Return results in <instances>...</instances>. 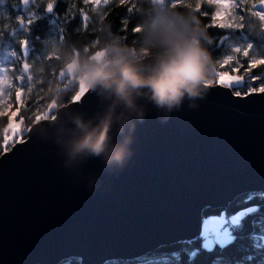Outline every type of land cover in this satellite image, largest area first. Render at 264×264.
Wrapping results in <instances>:
<instances>
[{
  "label": "water",
  "instance_id": "obj_1",
  "mask_svg": "<svg viewBox=\"0 0 264 264\" xmlns=\"http://www.w3.org/2000/svg\"><path fill=\"white\" fill-rule=\"evenodd\" d=\"M214 85L161 123L149 105L134 132V155L118 174L103 173L95 192L63 167L58 146L32 126L25 143L0 157V264H82L140 258L201 234L205 209L264 193V93L237 97ZM88 90L68 110L100 106Z\"/></svg>",
  "mask_w": 264,
  "mask_h": 264
},
{
  "label": "clouds",
  "instance_id": "obj_2",
  "mask_svg": "<svg viewBox=\"0 0 264 264\" xmlns=\"http://www.w3.org/2000/svg\"><path fill=\"white\" fill-rule=\"evenodd\" d=\"M139 12L132 43L113 32L111 23L100 16L95 41L78 47L63 37L49 39L43 54L25 61L27 66L20 69L27 74L29 91L47 83L46 94L57 109L65 108L60 102L70 92L72 96L79 94L81 85L100 97V106L91 115L70 109L38 128L58 146L63 167L77 179L84 178V165L89 160L101 161L102 168L87 175L91 192L100 187L103 173L118 174L131 160L134 132L137 124L145 121L149 105L157 110L161 123H167L185 101L189 108H197L220 63L209 47L214 38L196 7L187 5L182 10L174 0H146ZM22 19L16 17L17 21ZM243 27L250 35L264 37V18L254 11ZM13 30L4 26V31ZM4 31H0V38ZM237 43L243 47L251 41ZM53 69H58V74L50 79ZM15 79L10 66L0 65V101L13 94Z\"/></svg>",
  "mask_w": 264,
  "mask_h": 264
},
{
  "label": "trees",
  "instance_id": "obj_3",
  "mask_svg": "<svg viewBox=\"0 0 264 264\" xmlns=\"http://www.w3.org/2000/svg\"><path fill=\"white\" fill-rule=\"evenodd\" d=\"M48 0H0V31H4V26L14 27L13 31H4L3 38H0V63H6L16 74V89L9 96L5 103H0V112L7 108L8 104L12 105L11 111L17 113V117L23 120L26 128L33 126L35 116L47 113L48 115L56 114L57 110H48L47 105L51 103V96L47 95V83L39 85L31 92L28 91L27 74L21 73L24 59L31 62L34 58L42 55L45 50L46 41L52 38L59 40L64 38L65 42L75 44L78 47L95 41L98 36V24L100 16L105 17V21L111 23L113 32L118 33L126 39V42L132 43L136 38L133 29L140 21L139 8L146 4V0H125L121 5L119 0H110L108 5L97 6L89 0L86 4L84 0H57L53 10L46 8ZM176 6L184 9L187 5L196 7L200 3V10L197 15L202 23L207 26L208 33L214 38L213 43L209 46L213 56L222 62L226 56L232 55L235 59L223 68L220 64L217 71H225L228 74L243 76L245 80L251 76L260 75L264 77V65H257L251 72L246 71L250 59L256 56L257 59L264 57V39L250 35L247 28H220L213 26L212 16L215 14L218 5L209 3L208 0H174ZM256 0H237V4L230 10L231 15L227 17L233 23L244 24L249 13L256 11L252 5ZM37 3L39 6H37ZM133 11L129 12L128 9ZM207 13V15H204ZM88 20H84V16ZM23 17V21H17L16 17ZM244 19L240 20L239 17ZM31 20V23L27 21ZM20 39H27V48L22 47ZM251 41L254 49L249 50V56H243V47L240 53L233 52L232 45L237 42ZM21 54V59L16 60ZM23 54V56H22ZM14 63H10L13 62ZM52 63V62H50ZM239 68L234 72L233 69ZM25 76V81L17 79L19 75ZM58 69L49 72V78L55 79ZM260 80L252 82L253 87H259ZM23 86L24 92L21 95V104L16 100V90ZM240 91L242 96L245 88L243 85L233 89ZM70 92L60 103L65 106L73 101ZM8 123V115L0 116V157L5 153L3 151L2 138L3 129ZM27 138V134L25 138ZM238 224L232 225L233 238L226 243H216L212 247L204 245L205 236L201 233L195 238L184 239L168 244L154 250L147 255L134 258L131 260L108 261L105 264H142L147 259L149 264H264V193H243L230 202L227 210L228 214H233L241 210H249ZM219 209H205L203 214L221 213ZM59 264H82L79 258H70Z\"/></svg>",
  "mask_w": 264,
  "mask_h": 264
},
{
  "label": "snow or ice",
  "instance_id": "obj_4",
  "mask_svg": "<svg viewBox=\"0 0 264 264\" xmlns=\"http://www.w3.org/2000/svg\"><path fill=\"white\" fill-rule=\"evenodd\" d=\"M88 2H89V0H84V3L87 4ZM91 2L93 4L99 6V5H101V3H103L104 5H108L110 0H91ZM177 2H179V0H177ZM208 2L210 4L215 3L218 5V8H217L215 14L212 16L213 26H218L220 28H234V27L240 28V29L244 28L242 23H240V24L233 23V21H235L236 17H232V20L227 19V17L229 15H231L229 10L232 7H234V0H208ZM244 2H245V0H241V3H244ZM56 3H57V0H48L47 7H46L47 10H49V11L53 10ZM119 3L121 5H124L125 0H119ZM252 7L257 9L254 12L258 16L264 18V0H256V2L253 3ZM196 8H197V11L200 10V3L199 2L196 4ZM128 11L132 12L133 9L129 8ZM204 15H207V13H204ZM239 19L243 20L244 17L241 16V17H239ZM23 20H24V18L21 21H23ZM84 20L85 21L88 20L87 15L84 16ZM27 22L31 23L32 21L28 20ZM133 31L135 32V28L133 29ZM261 39H264V37H262ZM20 43H21L22 47L27 48V46H28V40L27 39L20 40ZM252 49H254L253 42L249 43L247 46H243V56L248 57L249 56V50H252ZM231 50L235 53H240L242 50V47L232 45ZM13 55L17 56L16 53H13ZM22 56H23V54H22ZM18 59H21V54L17 56L16 60H18ZM234 59H235V57L232 55L226 56V58L222 62L219 63L220 67L223 68L225 65L230 64ZM25 61H27V59H24V62ZM24 62H23V66L26 67L27 65L24 64ZM10 63H14V61L10 62ZM5 64L6 63H0V65H5ZM257 65H264V57L257 59L256 56H253L249 61L248 68L246 69V71L251 72L253 68L257 67ZM233 71L237 72V71H239V68L233 69ZM216 77H217V79L212 82L211 87L214 84H217L220 87H224V88H228L229 90H233V89H236V88L240 87L241 85H243L245 88L243 95H249V94H253V93H264V77H261L260 75H254V76H251L249 79L245 80V78L243 76L230 75L225 71H217ZM61 78L63 79V77H61ZM17 79L19 81L23 82V81H25V76L21 75V76L17 77ZM255 80L261 81V84L259 87H253L252 86V82ZM88 90L89 89L87 88L86 85H81L80 89H79V94H77L75 96H71L70 99L73 102H79V101H81L82 97L84 96V94ZM28 91H29V89H28ZM23 92H24L23 86L19 87L15 92L16 100L19 101L21 104L23 103V101L21 100V95ZM29 92H31V91H29ZM231 94L235 95L237 97L242 96V93L240 91H232ZM0 103H5V101H0ZM11 108H12V105L8 104L7 108H5L3 112H0V116L8 115V123H7L6 127L3 129L4 135L2 138L3 151L5 153L8 152L10 150V147L14 146L16 143H25L26 141L24 140L23 137L28 132H31L33 130L32 127L22 128L20 126V124L14 120V117L17 115L19 110L17 109V111L13 112V111H11ZM47 108L49 111H51L53 109H56V106L53 103H49L47 105ZM50 118H54V115L49 116L47 113L36 115L35 120L33 121V125L39 126L42 121H47ZM142 264H149V262L145 258V260L142 261Z\"/></svg>",
  "mask_w": 264,
  "mask_h": 264
},
{
  "label": "rangeland",
  "instance_id": "obj_5",
  "mask_svg": "<svg viewBox=\"0 0 264 264\" xmlns=\"http://www.w3.org/2000/svg\"><path fill=\"white\" fill-rule=\"evenodd\" d=\"M236 4H237V0H234V6ZM232 8H234V7H232ZM230 75H232V74H230ZM216 79H217V77L214 78V81ZM214 85H217V84H214ZM232 91H234V90H232ZM244 96H248V95H244ZM53 115H56V114H53ZM49 116H51V114ZM14 120L17 123H19L22 128H26L24 126L23 120L19 119L17 117V115L14 117ZM27 135H28V133H27ZM23 138H25V136ZM249 211H250V209L249 210H241V211L233 213V214H228L227 210L224 209V210H222L221 213H217V214H210V215H204L203 214L201 233L205 236L204 245L207 247H212L216 243H226V242L230 241L233 238V235L231 234V232H232V230H231L232 225L231 224H238L239 221L241 220L242 216H244Z\"/></svg>",
  "mask_w": 264,
  "mask_h": 264
}]
</instances>
